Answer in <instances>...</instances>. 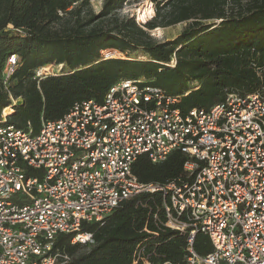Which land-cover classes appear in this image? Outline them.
<instances>
[{
	"label": "built area",
	"instance_id": "2783aa9c",
	"mask_svg": "<svg viewBox=\"0 0 264 264\" xmlns=\"http://www.w3.org/2000/svg\"><path fill=\"white\" fill-rule=\"evenodd\" d=\"M16 66L12 55L6 86ZM180 98L144 79H123L103 101L76 102L63 117L43 120L37 133L30 124L11 123L5 108L0 264H68L67 254L54 251L58 235L91 244L83 222L103 223L121 202L144 192L162 195L152 212L153 233L170 229L187 236L185 262L163 264H264V91L230 93L189 111L181 110ZM174 150L187 155L183 176L138 181L132 169L141 155L159 163ZM198 232L211 240L208 255L194 247ZM148 248L140 243L132 264H154L155 251Z\"/></svg>",
	"mask_w": 264,
	"mask_h": 264
},
{
	"label": "trees",
	"instance_id": "16d2710c",
	"mask_svg": "<svg viewBox=\"0 0 264 264\" xmlns=\"http://www.w3.org/2000/svg\"><path fill=\"white\" fill-rule=\"evenodd\" d=\"M73 1L0 0V117L13 107L8 120L19 128L30 124L37 133L43 120L63 117L76 102L103 101L123 79L141 78L180 96L183 111L209 108L230 93L264 91V0H153L156 14L146 23L128 16L115 18L112 26L104 25V19L127 0H104L98 14L64 24L65 14L80 16L90 4L82 0L71 8ZM188 20L172 40L159 42L150 33ZM105 49L125 57H105ZM134 52L137 57L130 56ZM12 55L17 66L6 86L3 73ZM52 64L65 71L37 75ZM186 159L181 150L159 163L144 154L132 170L141 183H163L184 175ZM161 201L159 192L126 199L103 223L83 222V231L93 234L91 244L72 243L73 234H60L54 251L67 254L68 264H132L136 247L145 243L155 251L154 264L184 263L186 235L170 229L153 233L152 212ZM194 247L208 255L209 236L198 232Z\"/></svg>",
	"mask_w": 264,
	"mask_h": 264
},
{
	"label": "rangeland",
	"instance_id": "374dc122",
	"mask_svg": "<svg viewBox=\"0 0 264 264\" xmlns=\"http://www.w3.org/2000/svg\"><path fill=\"white\" fill-rule=\"evenodd\" d=\"M104 1V0H103ZM103 1H94L91 2L90 4H88L87 6L82 8V12L80 14V16L75 15L72 16L73 14H65L62 18V21L64 24H71L68 22H73L74 19H76L77 17L81 18V19H88L91 15L94 14H98L101 9H102V5H103ZM241 1H246V0H241ZM149 2V3H148ZM153 5V12L155 10V14H156V5L153 2V0H128L127 1V6L124 8L119 9L117 12H115L116 14H113L112 16H110L109 18L104 19V25H108V26H112L113 22L115 21V18H123V17H132L134 16L136 18V20L139 23H142V20H140V9H145L148 8L149 6ZM231 3H234V0L231 1ZM168 10L164 9L162 11L163 15H167L166 12ZM152 15L153 17L155 16ZM152 17V18H153ZM150 18V17H148ZM151 18V19H152ZM193 20V19H192ZM192 20H188V21H182L173 25H169V26H161V27H157L153 30H150L151 35L159 42L162 41H166V40H172L174 38H176L178 35H180V33L192 22ZM99 21V20H98ZM163 21V19L161 20ZM97 22V21H95ZM110 56L109 57H116V58H124L125 54L116 51V50H110ZM105 56V55H104ZM131 57H137L138 53L134 52L130 54ZM139 58H142L141 55H139ZM45 69V70H44ZM41 75H49V74H58L61 73L64 70L62 65H47L45 67H42L40 69H38V72H41ZM18 103V100H15ZM13 110V107H9L6 108V113L9 115V113H11Z\"/></svg>",
	"mask_w": 264,
	"mask_h": 264
},
{
	"label": "bare ground",
	"instance_id": "6f19581e",
	"mask_svg": "<svg viewBox=\"0 0 264 264\" xmlns=\"http://www.w3.org/2000/svg\"><path fill=\"white\" fill-rule=\"evenodd\" d=\"M139 13H140V20L147 21L148 17H152L153 15V7L149 6L148 8L145 7V9H140Z\"/></svg>",
	"mask_w": 264,
	"mask_h": 264
}]
</instances>
